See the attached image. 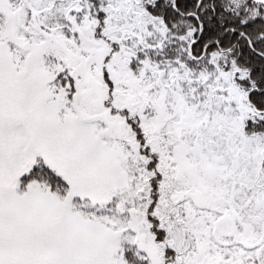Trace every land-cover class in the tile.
I'll return each instance as SVG.
<instances>
[{
  "label": "snow or ice",
  "instance_id": "1",
  "mask_svg": "<svg viewBox=\"0 0 264 264\" xmlns=\"http://www.w3.org/2000/svg\"><path fill=\"white\" fill-rule=\"evenodd\" d=\"M0 264H264V0H0Z\"/></svg>",
  "mask_w": 264,
  "mask_h": 264
}]
</instances>
